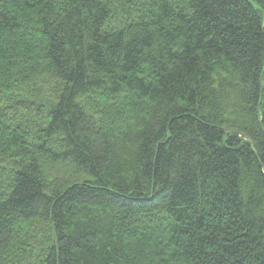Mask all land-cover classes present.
Here are the masks:
<instances>
[{"label":"trees","instance_id":"obj_1","mask_svg":"<svg viewBox=\"0 0 264 264\" xmlns=\"http://www.w3.org/2000/svg\"><path fill=\"white\" fill-rule=\"evenodd\" d=\"M0 264H264V0H0Z\"/></svg>","mask_w":264,"mask_h":264},{"label":"rangeland","instance_id":"obj_2","mask_svg":"<svg viewBox=\"0 0 264 264\" xmlns=\"http://www.w3.org/2000/svg\"><path fill=\"white\" fill-rule=\"evenodd\" d=\"M124 19L125 18L122 15H120L119 17L112 18V20L110 21L109 25L112 26V27H116L117 25L121 24ZM94 99L97 101L98 97L95 96ZM33 120L37 121V119H35V118H33ZM165 222H167V221L163 220V223H165Z\"/></svg>","mask_w":264,"mask_h":264}]
</instances>
